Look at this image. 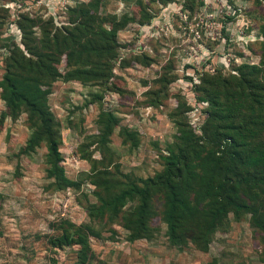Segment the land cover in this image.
<instances>
[{"label":"rangeland","instance_id":"rangeland-1","mask_svg":"<svg viewBox=\"0 0 264 264\" xmlns=\"http://www.w3.org/2000/svg\"><path fill=\"white\" fill-rule=\"evenodd\" d=\"M89 1L0 0V81L11 43L23 46V31H32L38 42L40 21L66 26L69 8ZM100 3L110 24L128 21L118 32V58L108 80H57L40 88L71 186L60 188L48 178L46 145L30 148L33 122L25 110L11 115L0 90V264H80L79 243L62 248L54 243L69 232L87 240V264H264V233L251 225L249 215H228L202 253L190 243L173 246L161 216L151 220L148 235L130 243L124 219L136 201H128L116 218L96 216L95 210L99 197L162 170L161 157L175 143L178 123L201 135L208 104L198 101L197 87L204 75L229 77L243 64L260 65L264 0ZM143 7L152 20L140 21ZM59 70L67 71L64 58ZM102 113L116 120L106 138L99 126Z\"/></svg>","mask_w":264,"mask_h":264},{"label":"trees","instance_id":"trees-1","mask_svg":"<svg viewBox=\"0 0 264 264\" xmlns=\"http://www.w3.org/2000/svg\"><path fill=\"white\" fill-rule=\"evenodd\" d=\"M100 7V0H90L69 8L71 18L66 26L40 21L38 42H33L32 31H23L22 48L12 42L4 61L1 99L11 115L21 110L28 114L36 129L28 144L30 148L46 145V172L60 188L72 183L60 167L54 120L46 93L41 94L40 88H50L57 80L83 84L108 80L118 58V32L128 21L123 18L126 21L110 24ZM152 19L148 7H143L140 21ZM260 31L264 37V25ZM62 58L67 68L64 74L59 70ZM204 76L197 87L198 101L208 104L201 135L178 123V136L161 157L160 172L125 183L118 192L98 199L96 216L109 214L111 218L120 215L128 201H136L124 219L130 243L148 235L149 224L157 216H161L173 246L190 243L202 253L208 252L210 237L230 214L236 219L249 215L251 225L264 233V43L259 66L243 64L229 77L221 72ZM100 118L102 137L106 138L116 120L105 113ZM135 136L132 133L133 147L138 144ZM75 233L69 232L54 243L59 248L79 243V263L87 264L91 254L87 240L76 239Z\"/></svg>","mask_w":264,"mask_h":264}]
</instances>
